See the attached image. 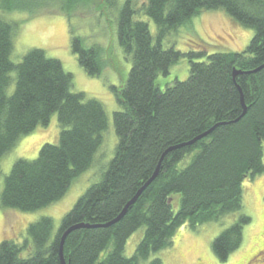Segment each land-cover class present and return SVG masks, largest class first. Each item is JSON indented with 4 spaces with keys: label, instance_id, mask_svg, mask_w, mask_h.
<instances>
[{
    "label": "trees",
    "instance_id": "16d2710c",
    "mask_svg": "<svg viewBox=\"0 0 264 264\" xmlns=\"http://www.w3.org/2000/svg\"><path fill=\"white\" fill-rule=\"evenodd\" d=\"M90 1L38 0V8L44 9L32 12L31 18L63 13L72 19L73 12ZM25 3L18 6L3 0L0 4V170L2 159L19 141L47 127L54 114L61 132L59 143L45 144L36 160L15 162L5 178L0 205L33 212L60 201L93 167L107 117L100 102L72 93V75L42 50H32L14 63L17 25L5 18L15 9L31 7ZM212 10L226 12L254 32L242 52L210 53L202 42L188 54L163 47L170 32ZM148 20L156 26V39ZM71 32L72 51L80 66L90 77H100L107 68L104 51L86 47L84 39ZM117 39L131 67L120 87L112 88L122 108L114 114L118 139L114 157L98 176L99 182L62 219L57 233L50 218L30 224L23 245L9 240L0 244V264H61L65 231L114 221L159 165L154 181L122 220L67 236L66 264H143L152 254L172 247L184 225L197 230L234 213L240 214L237 221L214 240L212 250L225 262L241 248L244 229L251 223L243 212V185L264 174V68L251 73L264 65V0H126ZM185 57L190 63L188 78L160 89L158 78L168 76ZM235 72L243 74L235 76ZM203 135L191 146L169 151ZM141 228L144 237L127 258V242Z\"/></svg>",
    "mask_w": 264,
    "mask_h": 264
},
{
    "label": "rangeland",
    "instance_id": "374dc122",
    "mask_svg": "<svg viewBox=\"0 0 264 264\" xmlns=\"http://www.w3.org/2000/svg\"><path fill=\"white\" fill-rule=\"evenodd\" d=\"M23 0H11L21 5ZM31 7L26 10H14L8 13L7 21L17 25L14 36L13 61L19 64L32 50H42L49 59L59 60L64 70L71 74L72 93H84L88 99L100 102L107 117V128L103 134L104 142L97 153L93 167L80 176L70 187L67 194L47 208L33 212L5 209L0 205V244L4 240L23 245L29 238L27 229L30 224L42 218H50L57 233L62 219L74 208L87 189L99 182L98 176L115 155L117 136L114 114L122 110L112 91L120 87L122 80L130 71L131 61L127 60L119 47L117 39L120 12L126 0H92L87 7L74 11L72 19L63 13L42 14L31 18L38 8V0H24ZM3 0H0V4ZM147 21V19H144ZM154 38L157 37L155 24L148 20ZM73 34L84 39L86 47L99 46L104 51L107 62L106 71L100 77H90L80 66L72 51ZM254 32L240 25L222 10L202 11L187 25L170 32L164 42L165 49L174 48L183 54L197 49L202 42L210 53L242 52L251 42ZM190 73L188 58H182L170 69L168 76H160L157 85L164 90L175 80L185 81ZM58 115L54 114L47 127H40L29 136L23 137L17 146L1 162L0 202L5 178L10 174L18 160L34 161L45 144L57 145L60 137ZM96 178H99L96 180ZM96 180V181H95ZM95 181V182H94ZM244 210L251 223L244 229V241L241 248L230 258L221 262L215 256L212 245L214 240L234 222L239 213L229 214L219 222H210L192 230L184 225L176 232L173 245L167 250L152 254L143 262L149 264L160 259L162 264H264V174L248 180L243 185ZM179 202V197H175ZM145 234V228L139 229L127 242L125 256L131 258ZM29 253L25 252L23 257Z\"/></svg>",
    "mask_w": 264,
    "mask_h": 264
},
{
    "label": "water",
    "instance_id": "95a60500",
    "mask_svg": "<svg viewBox=\"0 0 264 264\" xmlns=\"http://www.w3.org/2000/svg\"><path fill=\"white\" fill-rule=\"evenodd\" d=\"M264 68V65L256 70H254L253 72L251 73H255V72H258L260 71L261 69ZM250 73V72H249ZM247 73V74H249ZM240 74H243V72H235L234 75H240ZM242 105H243V108H244V112H243V115L246 113V107H245V104H244V101H243V98H242ZM210 133V132H209ZM204 136L206 135H203L201 137H198L197 139L187 143V144H184V145H181L179 147H176V148H173V149H170L169 151H172L174 149H178V148H182V147H185V146H191L193 144H195L197 141H199L201 138H203ZM159 168H160V165L158 167V169L156 170L154 176L148 181V183L142 187V189H140V191L137 193V195L132 199V201H130V203H128V205L126 206V208L123 210V212L121 213V215L119 217H117L114 221L108 223V224H105V225H101V226H91V225H87V224H80V225H76V226H73L71 227L70 229H68L67 231H65V233L63 234L62 236V240H61V247H60V257H61V264H66V261L64 259V256H63V246H64V243H65V240L67 238V236L75 231V230H78V229H81V228H107L117 222H119L120 220H122L124 218V216L127 214L128 210L133 206V204L137 201V199L140 197V195L145 191V189L154 181V179L156 178L158 172H159Z\"/></svg>",
    "mask_w": 264,
    "mask_h": 264
}]
</instances>
